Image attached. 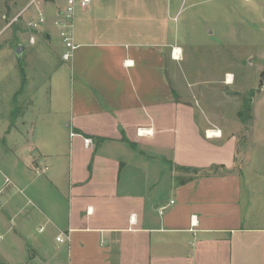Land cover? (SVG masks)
Instances as JSON below:
<instances>
[{"label":"crops","instance_id":"0c3cea01","mask_svg":"<svg viewBox=\"0 0 264 264\" xmlns=\"http://www.w3.org/2000/svg\"><path fill=\"white\" fill-rule=\"evenodd\" d=\"M182 4L91 0L51 92L62 115L0 119V264H264V192L234 173L237 139L185 71ZM64 6L35 11L54 22Z\"/></svg>","mask_w":264,"mask_h":264},{"label":"rangeland","instance_id":"374dc122","mask_svg":"<svg viewBox=\"0 0 264 264\" xmlns=\"http://www.w3.org/2000/svg\"><path fill=\"white\" fill-rule=\"evenodd\" d=\"M54 1L63 0H0L1 120L10 117L13 121L21 113L62 115L63 105L52 102L50 96L62 87L65 48L48 14L37 32L28 28L36 17L37 2L45 7ZM176 24L185 71L200 75L199 103L216 117L214 126H222L237 139L234 173L247 188L264 192V83L259 87L264 71V0H183ZM44 33L51 36L49 40ZM18 46L24 47L21 59L15 55ZM229 75L231 83H227ZM13 153L5 155L13 159L17 155ZM0 172H4L2 166ZM14 172L23 174L21 187L34 177L23 167ZM5 184L14 189L13 184ZM29 190L18 192L31 198ZM27 202L25 210L36 211ZM36 223L33 219L29 232L36 233ZM11 224L15 226L16 221ZM49 232L50 227L43 235Z\"/></svg>","mask_w":264,"mask_h":264},{"label":"built area","instance_id":"2783aa9c","mask_svg":"<svg viewBox=\"0 0 264 264\" xmlns=\"http://www.w3.org/2000/svg\"><path fill=\"white\" fill-rule=\"evenodd\" d=\"M90 3L91 0H65V6L60 11V14L57 15L56 20L53 22V25L57 30L58 37L61 39L62 44L65 48V51L63 52L61 57L63 61H69L75 49L72 43V33L74 28V17L76 11L87 9L90 6ZM35 15H36L35 19L31 20L28 23V28L32 31H36L39 28V26L45 23V14L44 12H42V10L38 9ZM30 43L31 44L34 43L33 37L30 38ZM172 56L175 59H179V56H175V50L172 51ZM216 136H217L216 133L214 135L211 134V137H216ZM171 204H173V202H170V205ZM165 210L166 207L160 208L159 214L162 215ZM42 230L43 229L41 228L40 231ZM69 241H70L69 233L60 234L56 238V242L58 243L69 242Z\"/></svg>","mask_w":264,"mask_h":264},{"label":"water","instance_id":"95a60500","mask_svg":"<svg viewBox=\"0 0 264 264\" xmlns=\"http://www.w3.org/2000/svg\"><path fill=\"white\" fill-rule=\"evenodd\" d=\"M23 52H24V47H22V46H18L15 49V55L17 56L18 59H21L22 58Z\"/></svg>","mask_w":264,"mask_h":264},{"label":"bare ground","instance_id":"6f19581e","mask_svg":"<svg viewBox=\"0 0 264 264\" xmlns=\"http://www.w3.org/2000/svg\"><path fill=\"white\" fill-rule=\"evenodd\" d=\"M179 55H180L179 51L178 50H175V56H179ZM231 82H232V76L229 75V76H227V83H231ZM211 134L214 135L215 132H211L210 135Z\"/></svg>","mask_w":264,"mask_h":264},{"label":"trees","instance_id":"16d2710c","mask_svg":"<svg viewBox=\"0 0 264 264\" xmlns=\"http://www.w3.org/2000/svg\"><path fill=\"white\" fill-rule=\"evenodd\" d=\"M264 83V71L260 74L259 87H262Z\"/></svg>","mask_w":264,"mask_h":264}]
</instances>
